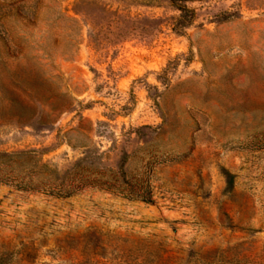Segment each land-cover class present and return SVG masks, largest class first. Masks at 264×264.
Returning <instances> with one entry per match:
<instances>
[{
	"label": "rangeland",
	"instance_id": "374dc122",
	"mask_svg": "<svg viewBox=\"0 0 264 264\" xmlns=\"http://www.w3.org/2000/svg\"><path fill=\"white\" fill-rule=\"evenodd\" d=\"M188 7L0 0V264H264V0Z\"/></svg>",
	"mask_w": 264,
	"mask_h": 264
},
{
	"label": "trees",
	"instance_id": "16d2710c",
	"mask_svg": "<svg viewBox=\"0 0 264 264\" xmlns=\"http://www.w3.org/2000/svg\"><path fill=\"white\" fill-rule=\"evenodd\" d=\"M198 1H203V0H170L171 5L181 13L178 19L180 27H186L188 25H191L195 21L196 13L194 10L188 7V3H193ZM123 168L124 166H121V175L125 176V172L123 171Z\"/></svg>",
	"mask_w": 264,
	"mask_h": 264
}]
</instances>
